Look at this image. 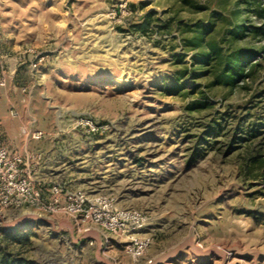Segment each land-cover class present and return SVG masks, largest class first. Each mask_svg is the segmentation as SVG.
Listing matches in <instances>:
<instances>
[{"label":"rangeland","instance_id":"rangeland-1","mask_svg":"<svg viewBox=\"0 0 264 264\" xmlns=\"http://www.w3.org/2000/svg\"><path fill=\"white\" fill-rule=\"evenodd\" d=\"M212 46L253 52L233 86L201 63ZM0 139L35 159V185L142 213L152 264H264V0H0ZM77 228L0 212V248L32 264H131L117 239L112 258Z\"/></svg>","mask_w":264,"mask_h":264},{"label":"built area","instance_id":"built-area-1","mask_svg":"<svg viewBox=\"0 0 264 264\" xmlns=\"http://www.w3.org/2000/svg\"><path fill=\"white\" fill-rule=\"evenodd\" d=\"M77 124L91 133L99 129L85 118H79ZM39 136L36 134L33 138ZM34 160L9 150L0 139V212L33 208L65 215L76 223L78 233H95L103 249H108L110 238H115L123 244L122 255L131 264H152L151 259L145 258L152 241L143 233L146 218L142 213L118 208L111 194L90 197L82 190L63 189L58 183H51L48 188L35 185L30 165ZM44 191L50 194L47 203L42 198Z\"/></svg>","mask_w":264,"mask_h":264},{"label":"trees","instance_id":"trees-1","mask_svg":"<svg viewBox=\"0 0 264 264\" xmlns=\"http://www.w3.org/2000/svg\"><path fill=\"white\" fill-rule=\"evenodd\" d=\"M149 19V16L147 17L146 20H143L141 24H139L137 27L139 28H145L147 25V21ZM258 29V28H256ZM241 31L239 28L231 29V35L233 39L239 35ZM219 50L212 46L210 48V51L207 54H204L201 57V63H206L209 64L210 61L212 60H217L218 64L220 63V79L225 83V85L228 86H233L236 81H238L244 74L243 70L245 66L248 64V61L253 54V52L246 51V50H241L235 46H233L230 51L225 54L224 56L219 55ZM259 157L260 155L257 154ZM251 156L248 158L249 162L255 163L254 158L257 157ZM260 163L262 164L263 167H261L264 170V160H260ZM16 236H13L9 240L13 241L14 243H18L21 247L27 246L28 244V236L20 234L17 232ZM30 260H25L21 256H10L9 254H6L3 250V248H0V264H32Z\"/></svg>","mask_w":264,"mask_h":264},{"label":"crops","instance_id":"crops-1","mask_svg":"<svg viewBox=\"0 0 264 264\" xmlns=\"http://www.w3.org/2000/svg\"><path fill=\"white\" fill-rule=\"evenodd\" d=\"M110 241H109V243H108V252H109V254H110V256L113 258V257H115L116 255H118L117 253V250L113 247V246H110ZM110 246V247H109ZM87 247V246H86ZM120 253V252H119ZM121 255H122V253H120ZM122 257H123V255H122ZM126 260L128 261V259L126 258Z\"/></svg>","mask_w":264,"mask_h":264}]
</instances>
